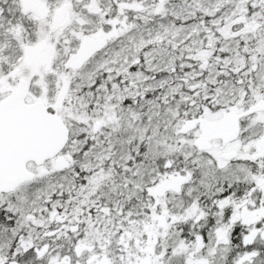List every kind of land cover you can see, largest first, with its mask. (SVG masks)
I'll use <instances>...</instances> for the list:
<instances>
[{
	"label": "snow or ice",
	"instance_id": "1",
	"mask_svg": "<svg viewBox=\"0 0 264 264\" xmlns=\"http://www.w3.org/2000/svg\"><path fill=\"white\" fill-rule=\"evenodd\" d=\"M0 264H264V0H0Z\"/></svg>",
	"mask_w": 264,
	"mask_h": 264
}]
</instances>
